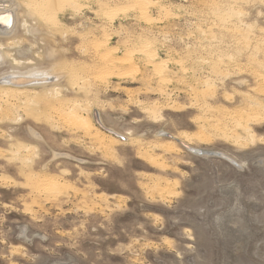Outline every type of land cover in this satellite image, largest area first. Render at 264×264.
Returning a JSON list of instances; mask_svg holds the SVG:
<instances>
[{"label": "rangeland", "instance_id": "374dc122", "mask_svg": "<svg viewBox=\"0 0 264 264\" xmlns=\"http://www.w3.org/2000/svg\"><path fill=\"white\" fill-rule=\"evenodd\" d=\"M12 1L0 78L50 71L63 94L0 86V264H264V0Z\"/></svg>", "mask_w": 264, "mask_h": 264}, {"label": "bare ground", "instance_id": "6f19581e", "mask_svg": "<svg viewBox=\"0 0 264 264\" xmlns=\"http://www.w3.org/2000/svg\"><path fill=\"white\" fill-rule=\"evenodd\" d=\"M43 1H46V0H43ZM43 1H41V2H43ZM49 1H51V0H49ZM54 2L56 1V0H53ZM69 3H71L72 1H74V3H71L72 4V6L74 5V7L76 6V7H78V9H79V7L81 6V5H79L80 4V2H81V0H67ZM141 1H147V0H141ZM149 1V0H148ZM47 2H48V0H47ZM66 2V1H65ZM67 2V3H68ZM139 2V1H138ZM149 2H151V0L149 1ZM40 3V0H31L30 2H29V5H31V7H36L38 4ZM45 3V2H44ZM43 4V3H42ZM40 6H41V4H40ZM39 6V7H40ZM43 6V5H42ZM45 6H48V5H45ZM86 7V6H85ZM36 8H38V7H36ZM36 8H34V9H36ZM40 8H42V7H40ZM39 8V9H40ZM50 8H52V7H50L49 6V9L48 10H50ZM82 8V7H81ZM84 8V7H83ZM39 9H37V10H39ZM74 9V8H73ZM43 10V9H42ZM47 10V9H46ZM52 10V9H51ZM15 11H16V7H15V4H13V1L12 0H2V1H0V36H3V35H7L8 33H10L11 32V30L14 28V26H15V23H16V14H15ZM77 11V10H76ZM75 11V12H76ZM79 12L81 11V9L80 10H78ZM162 11H163V9H162ZM42 13V11H40L39 10V13ZM109 12V11H108ZM40 13V14H41ZM51 13V12H50ZM46 14V13H45ZM57 14V13H56ZM49 15V14H48ZM40 16H43L42 14L40 15ZM50 19V18H49ZM250 30H252V28L250 29ZM251 33H252V31H251ZM250 34V33H249ZM99 42V41H98ZM100 42H103V44H101L100 46H102V48H100V50L102 49H106V50H108V49H110L111 47H110V42H111V39L110 38H105V39H103V40H101ZM140 43V42H139ZM264 43V42H263ZM150 45H152L151 43H150ZM139 46V45H138ZM140 47V46H139ZM145 47L146 48H150V49H152L151 48V46H149V44L148 43H144V45H143V47H142V49H145ZM112 48H113V46H112ZM111 48V49H112ZM114 49V48H113ZM150 49H148L149 51H150ZM104 51V52H103ZM102 52L103 53H106L105 52V50H103ZM110 51V50H109ZM108 51V52H109ZM140 52V51H139ZM144 52H145V50H144ZM155 51L153 50V52L152 53H154ZM102 53V54H103ZM142 53V52H141ZM149 53V52H148ZM151 53V54H152ZM143 54V53H142ZM145 54V53H144ZM146 55V54H145ZM152 57V56H151ZM155 57V56H154ZM156 58V57H155ZM172 58V57H171ZM112 59V58H111ZM114 59V58H113ZM149 59V58H148ZM154 59V58H153ZM173 59V58H172ZM3 60V57H2V55H1V53H0V62ZM108 61L109 60H107V63H108ZM113 61H115V60H113ZM170 61V60H169ZM177 61V60H176ZM14 62L15 63H17V61L14 59ZM110 62V61H109ZM151 62V61H150ZM157 62V61H156ZM161 62V61H160ZM30 63V62H29ZM111 63V62H110ZM151 63H153L154 64V62H151ZM168 63V62H167ZM31 64V63H30ZM150 64V63H149ZM152 64V65H153ZM159 64V63H158ZM163 64H164V62H163ZM162 64V65H163ZM169 64V63H168ZM261 64V63H260ZM17 65H18V63H17ZM110 65H112V64H110ZM120 65V64H119ZM155 65V64H154ZM165 65V64H164ZM121 66H122V64H121ZM110 67V66H109ZM154 67H156V66H154ZM158 68V67H157ZM163 68V67H162ZM264 68V67H263ZM116 69V67H114V70ZM120 68H119V66H118V69L117 70H119ZM165 69V68H164ZM240 69V68H239ZM110 70V69H109ZM70 71L72 72V74H75V75H77V74H79V69L78 68H76L75 66H72L71 67V69H70ZM113 71V70H112ZM118 72V71H117ZM120 72V71H119ZM118 72V73H119ZM162 72V71H161ZM160 72V73H161ZM118 73H117V76H118ZM121 73V72H120ZM113 75V74H112ZM114 75H116V73H114ZM63 75H57V74H55V73H51L50 71H41V72H36V73H31V74H26V75H19V74H10V75H6V76H4V77H1L0 78V86H10V88L8 89V92L9 93H3V94H20V95H24V94H27V93H29V91L27 90V89H24V88H30V87H34V86H40V85H45V86H47V85H50L49 86V88H50V92L48 93V94H55L56 96H58L57 98L58 99H60L61 98V94H63V92H62V88H61V86L60 85H58L57 83L58 82H60V80H61V77H62ZM81 76H84V75H81ZM260 76V75H259ZM83 78H85V77H83ZM87 78V77H86ZM264 78V77H263ZM263 81V80H262ZM206 85V84H205ZM11 86H13V87H11ZM206 86H208V85H206ZM214 86V85H213ZM207 88V87H206ZM31 91V90H30ZM212 92V91H211ZM33 94H38V93H33ZM252 98V97H251ZM253 101H251V99H249V105H248V111H249V115H251V118H252V120L251 121H254V122H257V121H259L260 120V116L264 113V109H263V105L261 104V103H259V102H256L254 99H252ZM27 101V100H26ZM255 101V102H254ZM158 106V105H157ZM65 107H66V105H65ZM63 108V107H62ZM61 108V109H62ZM84 108V107H83ZM149 108V107H148ZM148 108H146L147 110H148ZM86 109V108H85ZM144 109V108H143ZM245 109V108H244ZM59 110V109H58ZM65 111L63 112V111H61V112H63V114H64V117L63 118H65V116H67L68 118H70L71 120H73V122L76 124V128L78 127V130L79 129H81L82 130V132L87 136V137H89V138H91L92 140H94L95 142H97L101 147H103V148H106V149H113L114 148V146L115 145H117L118 144V138H115L114 136H112V135H110V134H107V133H104L103 131H101V129L99 128V127H101V128H104L103 126H102V124L100 123V121H99V117H98V115H96L95 117H94V119L95 120H93L92 118H90V117H85L84 115H82V113L80 112V106H77V105H70V106H67L65 109H64ZM151 110H152V108H151ZM247 110V109H246ZM143 111V110H142ZM145 111V110H144ZM154 111V110H153ZM210 111V110H209ZM83 112H85V111H83ZM158 112V111H157ZM206 112H208V111H206ZM149 113V112H148ZM160 113H161V111H160ZM215 113V112H214ZM248 113V112H247ZM247 113H246V115H247ZM58 115H59V113H57ZM152 114V113H151ZM216 114V113H215ZM219 114V113H218ZM233 114V113H232ZM155 115V114H154ZM229 115V114H228ZM245 115V114H244ZM245 115V116H246ZM234 116H236V115H234ZM233 115H232V117H234ZM62 117V116H61ZM66 117V118H67ZM215 117V116H214ZM238 117V116H237ZM236 117V118H237ZM68 118L67 119H65L66 121H68L69 122V120H68ZM231 118V117H230ZM245 118H247V121H248V123H249V121L250 120H248L249 118L248 117H245ZM61 119V118H60ZM239 119H240V117H239ZM254 119V120H253ZM62 120V119H61ZM70 120V121H71ZM232 120H233V118H232ZM241 120H243V119H241ZM236 121V120H235ZM250 121V122H251ZM67 122V123H68ZM72 122V121H71ZM95 122L98 124V126H96V124H95ZM227 122V121H226ZM243 122V121H242ZM220 123V122H219ZM225 123V122H224ZM235 123H237V122H235ZM227 124V123H226ZM239 124V123H238ZM241 125V124H240ZM239 125V126H240ZM74 126V125H73ZM210 126V125H209ZM222 126V125H221ZM236 126V125H235ZM235 126H234V128H235ZM71 127H72V125H71ZM222 128H224V127H222ZM206 129V128H205ZM221 129V128H220ZM237 130V129H236ZM243 132H245L246 133V135L249 137V138H254V132L252 131V128L250 127V124H247V125H244V127H243ZM203 131H204V129H203ZM206 131V130H205ZM208 131V130H207ZM223 131H225V130H223ZM109 133H112V134H114L113 132H111V131H109ZM229 133V132H228ZM234 133H235V130H234ZM233 133V134H234ZM208 134V133H207ZM115 135V134H114ZM165 136H167L166 134H164ZM235 135V134H234ZM204 136V135H203ZM116 137H119V135L118 136H116ZM168 137H171V136H168ZM206 137V136H205ZM208 137V136H207ZM120 138H121V136H120ZM173 138V137H172ZM210 138V137H209ZM248 138V139H249ZM127 139V138H126ZM176 140H178L179 142H183L184 144H185V147L186 148H189V149H192V150H194L192 147H191V143H193V142H191V138L189 139V137L188 136H183V141H181V139H179L178 137L177 138H175ZM204 139V138H203ZM202 139V140H203ZM230 139H232L231 137H230ZM207 140H208V138H207ZM240 140V139H239ZM204 141V140H203ZM202 141V142H203ZM206 141V140H205ZM204 141V142H205ZM209 141V140H208ZM252 143V142H251ZM182 144V143H181ZM183 145V144H182ZM241 145H242V143H241ZM171 148L170 149H177V146H175V145H173V147L172 146H170ZM156 148H158V149H163L164 150V146H162V145H159V146H157V147H153L152 149H156ZM105 149V150H106ZM166 149V148H165ZM170 149H168L167 148V151H169ZM170 153V152H169ZM151 161V160H150ZM154 162V161H153ZM157 163V162H156ZM41 178V177H40ZM39 178V180H41L42 179V181H41V183L43 184V185H45V186H48V188H49V186L51 185V186H55V185H57V182L56 181H54V180H52V179H50V178H41L40 179ZM56 188V187H55Z\"/></svg>", "mask_w": 264, "mask_h": 264}, {"label": "water", "instance_id": "95a60500", "mask_svg": "<svg viewBox=\"0 0 264 264\" xmlns=\"http://www.w3.org/2000/svg\"><path fill=\"white\" fill-rule=\"evenodd\" d=\"M95 114V116L97 115V113L95 112L94 113ZM103 129V128H102ZM103 130H105V129H103ZM106 132H109V131H107V130H105ZM188 149V148H187ZM188 150H190V149H188ZM191 152H194V153H196V154H200V155H209V156H215V155H219L220 156V154H214V153H208V152H204V151H199V150H190Z\"/></svg>", "mask_w": 264, "mask_h": 264}]
</instances>
